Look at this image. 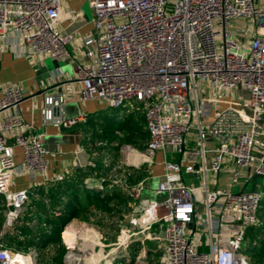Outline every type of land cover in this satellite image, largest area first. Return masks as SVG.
<instances>
[{"label":"built area","instance_id":"obj_1","mask_svg":"<svg viewBox=\"0 0 264 264\" xmlns=\"http://www.w3.org/2000/svg\"><path fill=\"white\" fill-rule=\"evenodd\" d=\"M87 3L94 33L83 41V59L73 62V78L64 82L60 69L53 72V83L67 92L45 95L40 115L43 126L70 129L88 119L81 108L68 116L70 102L95 101L115 110L142 107L147 146H122L121 155L132 165L122 164L149 168L160 155L163 173L152 193L161 197L141 199L147 179L132 189L140 208L127 215L113 250L141 243L137 259L146 263L144 243L152 241L159 264H250L244 243L247 230L259 224L264 197L260 188L247 190L253 176L264 177V0ZM63 15V0H0V44L23 58L64 61L76 35L57 29ZM237 90L248 94L247 103L236 99V106L224 105ZM25 99L19 84L0 88V197L7 208L6 229L28 199V189L12 191L14 177L36 183L50 170L42 134L32 135L35 124L21 114ZM184 173L200 184H187ZM63 178L57 175L54 181ZM121 184L125 181L113 179L106 189ZM91 228L82 223L71 244L62 236L65 264L97 263L83 255V248L93 244L105 247ZM82 229L89 235L81 243ZM36 259L35 252H15L0 242V264H37Z\"/></svg>","mask_w":264,"mask_h":264},{"label":"trees","instance_id":"obj_2","mask_svg":"<svg viewBox=\"0 0 264 264\" xmlns=\"http://www.w3.org/2000/svg\"><path fill=\"white\" fill-rule=\"evenodd\" d=\"M104 110L102 119L95 121L89 114L86 122L66 129L82 134V146L94 168L88 163L60 181L28 188L24 210L8 229L7 208L0 197V242L5 248L24 254L35 252L37 264H65L67 247L62 236L73 220L94 224L104 234L103 238L116 241L126 216L136 205L132 189L150 174L148 166L123 165L120 149L129 144L144 150L149 133L141 106L135 105L130 112L106 107ZM113 179H122L125 184L106 189ZM99 181L100 186L92 185ZM257 216L259 224L247 230L253 238L246 248L250 264H264V197ZM138 244L132 245L127 253L128 263L117 259L116 264H135ZM148 264H159L157 252L151 254Z\"/></svg>","mask_w":264,"mask_h":264},{"label":"crops","instance_id":"obj_3","mask_svg":"<svg viewBox=\"0 0 264 264\" xmlns=\"http://www.w3.org/2000/svg\"><path fill=\"white\" fill-rule=\"evenodd\" d=\"M63 10L64 15L58 23L57 29L60 32L75 33L76 35L75 41L69 46L70 57L66 60L56 61L51 58L39 56L27 59L19 56L16 51L8 48L5 44H0V88L9 84H19L22 86L26 94V99L20 106L21 114L24 120L35 124L36 130L31 132L32 135L37 133L42 134L41 139L43 145H45L48 150L47 152L50 160V170L47 178L38 177L37 182L33 183L26 176L16 175L14 177L12 191H19L36 185L46 184L50 181H54L57 175L65 176L67 173H71L83 166L81 165V156L85 149L82 146V134L78 131H69L56 126H43L40 115V109L45 95L54 93L58 90H62L64 93L67 92L65 86L57 88V82L54 81L53 83V72L60 69L62 72L61 79L64 82L73 78V62L74 60L83 59V41L87 36L94 33L93 11L89 7L87 0H63ZM58 63L60 66L57 65ZM231 101L232 104H234L235 101ZM68 105L71 107L72 112H76V110L73 109L76 107L78 109L81 108L87 115H93L94 112H97L96 110L99 107L98 102L95 101L87 102L81 106H78L75 102H70ZM126 110L130 112L132 109L128 108ZM160 161L161 157L159 155L157 157V163L153 165V169L150 172L153 177H157L159 180L163 173ZM16 162L18 164L22 163L21 153L18 149L16 150ZM185 180L193 181L190 176H187ZM192 184H194V182H192ZM221 184H227L225 176H221ZM92 185L99 186L100 184L98 182H93ZM238 189H240V187ZM137 207L140 208L138 202L134 206V210H136ZM82 223L84 222L73 220L67 226H70L71 229H78ZM146 242L144 244H146ZM140 244L141 243L138 244L135 264H148L154 250L145 246L146 251H149L150 259L146 263L141 260L139 261L137 258L140 252ZM205 248L206 247L203 246V249ZM129 261L130 260L126 259V262Z\"/></svg>","mask_w":264,"mask_h":264},{"label":"rangeland","instance_id":"obj_4","mask_svg":"<svg viewBox=\"0 0 264 264\" xmlns=\"http://www.w3.org/2000/svg\"><path fill=\"white\" fill-rule=\"evenodd\" d=\"M236 99H239L240 101H243L244 103H247L248 94L245 93L244 91H240V90L238 91L237 90V91L233 92L232 96L225 98V101L227 102V105H229V100H230V105H235L236 106L237 104L235 102H234V104H232V101H231V100L234 101ZM98 104H99V107L96 110L97 112H94L93 115H91V118L93 120H95V121H97L99 119H102L104 117L103 112L105 111L104 110L105 108H104L102 103H98ZM224 105H226V103ZM134 106H135L134 104H129L128 105V107L130 109H133ZM73 109L76 110V112H72L71 111V107L67 104V114H68V116H74V115H76L78 113V108L74 107ZM126 145H129V144H126ZM44 148L47 150L45 145H44ZM120 155H121V152H120ZM121 163H126L128 165H132L131 162H129L128 160H125V157L123 156V154L121 155ZM152 169H153V166H150L149 167V171L151 172ZM184 177L185 178L187 177L186 173H184ZM146 182H147V187L144 190V192L142 193L141 199L142 200H153V199H158L159 197H161V196H158V195H154L152 193V191L157 188V185L159 183V179L157 177H153L151 175V173H150L149 177L146 180ZM186 182H187V184H192V182H194L195 185H199L200 184V181H198V180H193V181L186 180ZM257 188H260L261 190H263V188H264V177L259 176V175L253 176L251 182L248 184L247 190L251 191V190L257 189ZM164 196H162V197H164ZM138 204H141V201L138 202ZM86 224L93 227L91 229H94V231H96L99 234L101 243L105 245V247L102 248V250H99V248H98L99 244L98 245L93 244L92 248H90L91 250L87 249V248H85V249L83 248V250H84L83 255L86 258H88V262H90L89 259H93L94 260V258L97 257V256H98L97 260H96L97 263H94V264H116L117 259H122V260L123 259L124 260L128 259V260H130L129 259V255H127V253H130V251L132 250V247L128 248L127 249L128 251L125 250L124 248L115 249L116 251L113 250V248H114L113 244L118 241V238L120 236V232L117 234L116 241H111L108 238H106V236L103 238L104 234L100 231V229L97 226H95L93 224H90V223H86ZM78 235L81 238H83V240L81 241V243H82L85 240L86 236H85L84 233H79ZM90 240L94 241L96 239L93 238V239H90ZM252 242H253V238L251 237L250 234L247 233V237H246L245 243H244V248H247ZM145 246L147 248H150L151 250H153V249H156L157 244L155 242L149 241V242H146ZM108 248L112 249L111 253L109 252ZM126 263H128V262H126Z\"/></svg>","mask_w":264,"mask_h":264},{"label":"bare ground","instance_id":"obj_5","mask_svg":"<svg viewBox=\"0 0 264 264\" xmlns=\"http://www.w3.org/2000/svg\"><path fill=\"white\" fill-rule=\"evenodd\" d=\"M79 229H71L70 228V226L69 227H67L65 230H64V232H63V238L66 240V242L67 243H72V239H73V237L75 236V233L77 234V231H78ZM81 232L82 233H85V235H89V233H87V232H89L88 230H85V229H82L81 230ZM123 239H125V238H123ZM110 247V246H109ZM114 247V246H113ZM109 249V248H108ZM111 250L112 249H109V252L111 253ZM108 251V250H107ZM106 251V252H107ZM108 252V253H109ZM98 257V256H97ZM97 257L95 258V260L97 259Z\"/></svg>","mask_w":264,"mask_h":264},{"label":"water","instance_id":"obj_6","mask_svg":"<svg viewBox=\"0 0 264 264\" xmlns=\"http://www.w3.org/2000/svg\"><path fill=\"white\" fill-rule=\"evenodd\" d=\"M57 65L60 66L59 63H58ZM58 85H62V84H58ZM88 162H89V158H88V156H87L86 150H84V153H83V155L81 156V165H87ZM263 191H264V188H263ZM9 210L12 211V210H13V207L10 206V207H9ZM188 228H190V229H194V225H193V224H190V225H188ZM70 248H71V249H76V250H77V248H76V247H73V246H71Z\"/></svg>","mask_w":264,"mask_h":264}]
</instances>
